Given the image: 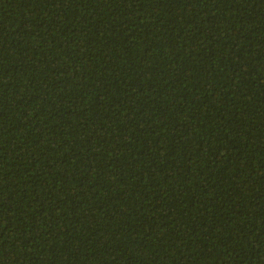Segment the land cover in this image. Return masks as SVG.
I'll return each mask as SVG.
<instances>
[{"label": "trees", "instance_id": "16d2710c", "mask_svg": "<svg viewBox=\"0 0 264 264\" xmlns=\"http://www.w3.org/2000/svg\"><path fill=\"white\" fill-rule=\"evenodd\" d=\"M0 264H264V0H0Z\"/></svg>", "mask_w": 264, "mask_h": 264}]
</instances>
